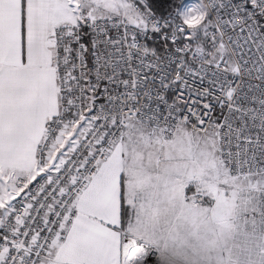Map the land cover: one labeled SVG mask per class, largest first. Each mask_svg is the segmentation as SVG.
I'll return each mask as SVG.
<instances>
[{"label": "snow or ice", "instance_id": "1", "mask_svg": "<svg viewBox=\"0 0 264 264\" xmlns=\"http://www.w3.org/2000/svg\"><path fill=\"white\" fill-rule=\"evenodd\" d=\"M0 264H264V0H0Z\"/></svg>", "mask_w": 264, "mask_h": 264}, {"label": "trees", "instance_id": "2", "mask_svg": "<svg viewBox=\"0 0 264 264\" xmlns=\"http://www.w3.org/2000/svg\"><path fill=\"white\" fill-rule=\"evenodd\" d=\"M188 2H189V3H193V2H194V0H188Z\"/></svg>", "mask_w": 264, "mask_h": 264}]
</instances>
